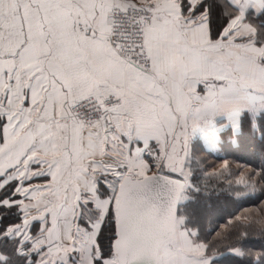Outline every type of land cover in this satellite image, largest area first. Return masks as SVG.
Returning a JSON list of instances; mask_svg holds the SVG:
<instances>
[{"label": "snow or ice", "instance_id": "1", "mask_svg": "<svg viewBox=\"0 0 264 264\" xmlns=\"http://www.w3.org/2000/svg\"><path fill=\"white\" fill-rule=\"evenodd\" d=\"M225 254L264 264V0H0V264Z\"/></svg>", "mask_w": 264, "mask_h": 264}, {"label": "trees", "instance_id": "2", "mask_svg": "<svg viewBox=\"0 0 264 264\" xmlns=\"http://www.w3.org/2000/svg\"><path fill=\"white\" fill-rule=\"evenodd\" d=\"M223 158V156L215 157L216 160ZM241 162L259 164L258 160H253L248 154L243 156ZM188 195L195 196V202L189 200L187 203L182 204L180 207L183 209V213L181 214L189 215L190 218L186 223L193 224L199 222L202 234L204 233L205 221H208V227L214 231L219 225L225 223L230 215L238 211L240 206H248L247 203L244 205H237L234 201L228 203L230 198L223 193L217 196L213 192V194L205 196L203 193L189 192ZM209 205H211V207H209ZM192 216L196 217L195 221L191 219ZM252 244L255 246L256 242H252ZM217 264H236V258L225 254L219 257Z\"/></svg>", "mask_w": 264, "mask_h": 264}]
</instances>
